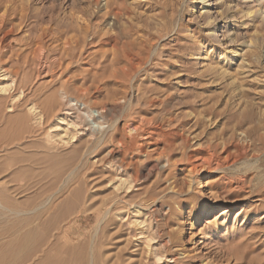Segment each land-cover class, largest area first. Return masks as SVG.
<instances>
[{"label":"rangeland","instance_id":"374dc122","mask_svg":"<svg viewBox=\"0 0 264 264\" xmlns=\"http://www.w3.org/2000/svg\"><path fill=\"white\" fill-rule=\"evenodd\" d=\"M106 1L0 0V25L2 23L0 33L3 32L2 35L0 34L2 37H0V51L3 57V59L2 57L0 59V64H3L4 68L16 75L17 85L22 87L24 91L18 97L14 93H12L14 95L12 98L10 97L11 94L0 96V196H2L0 197V211L4 212L7 209V204H4L5 199L25 200V204L21 207L22 214L12 215L11 213H6L5 216L2 215L0 217V235L6 230H10L14 234L12 236L2 237L0 239V247L7 244L10 239L14 243L16 240L15 237L23 234L24 236H20L21 242L23 245H26H24L26 248L32 247L29 249V253H33V247L36 246L37 240L44 233L45 235L54 233L60 236L64 230H67V233L73 239V243L77 240L78 242H88V248H86L88 254L92 253L97 255V257L106 254L105 257L112 264H136V261L139 264V260L141 261L140 264H159V262L160 264H164V262L165 264H171L172 262V264H183L185 262V259L183 260V257H181L183 254L192 256L199 252L204 253L207 249L208 251L213 249L218 250L220 238L227 237L229 244L237 239L243 241L242 245L246 243L245 247L241 246L237 250L238 254H243L240 264H264V208L258 207L253 211V207L256 205L259 206L260 204L258 194L254 191L249 195L244 194L245 196L240 197V200L225 203L222 201V196H220L222 194L215 193L218 187L222 188L224 186L217 180L220 172H213L208 169L201 170L198 174H195V178L199 179L198 187L196 184H192V188L188 187L190 188L188 189V180H186L188 177L185 176L187 174L185 172L186 163L181 160V141H173L174 148L169 151V156L172 161L166 167H160L164 163V159L162 156L157 155L154 150L157 146L160 150L164 146V143H154L155 141L147 142L148 148L147 146L146 148L148 150H146L147 154L146 152L144 153L145 155L136 152L137 155L135 152H130L129 149L124 150L120 146H116L110 154H107L106 151L110 148L111 142L107 141L97 147L88 141L87 136H84L77 140L75 146L59 147L61 149H55L56 152L55 150H51L52 152L50 151L48 153L50 158L54 157L51 159H47L44 156L47 155L46 152H37L34 147L30 146L35 143L37 145L40 144L39 146H44V142L40 140L41 135L37 136L36 139L38 141H31L32 138L30 136L32 130L31 128L29 129L30 131L27 130L32 126L25 128L27 123L32 125L28 116H26L27 114H25L26 106L30 101L33 100L38 104L43 103L44 105H39L46 108L45 104L49 100L51 103L61 100V105L55 107V109L57 108L56 112L63 111L66 107H71L70 99H68L70 96L81 97L79 92L77 95V92L73 89L78 86V88L80 87L87 91L86 98L84 99L83 97L81 100L84 99L86 103L92 102L90 104L92 105V109L98 108L103 103L106 104V102L110 106L116 105L118 112L116 113L117 115H114L113 120L114 118H119L120 128L129 127L131 129L135 126L129 117V112H134L133 110L136 108L135 86L141 82L142 86L159 88L161 83L166 81L164 80L166 77L163 71L168 67L171 71V66L177 67L178 65H181L177 67H180V70L178 69L179 71L175 75H172L173 78L170 80L172 83L177 82L179 86L181 85L176 93H186L190 103H194L192 106H183L181 104V108H183L178 109V113L184 116L189 113L188 111H207L209 108L208 100L210 99V102L213 101L212 99H218L221 106L226 100H230L232 103L230 101L228 102L233 105L235 103L233 96L237 98L238 96L244 95L241 98L238 97V99H240L239 102H242L243 105L246 104L245 111L249 113V123L247 125L252 127L253 125H257V123L259 124L262 120L261 112L264 108V0H172L173 2L169 0L172 3L167 2V0H120L121 4L126 6L125 10L128 13V19L127 17H123L124 19L120 18L122 20H119V22L118 20L112 19L109 15H104ZM160 2L161 4H159ZM180 5L181 8H179ZM170 13L173 16H170ZM177 13L181 14L178 15ZM169 19L173 20L170 21ZM175 20L181 23V29L178 31V35H175L173 32L164 33L165 30H163V33L156 37V32L161 28H165V22L170 21L172 24L170 25L168 23L170 29L174 26V23L176 25ZM107 21L113 22L109 27L118 33L117 50L115 51L117 60H114L113 56L111 58L109 47L107 46V48L106 45L104 46L101 43L103 36L102 30H104L103 26ZM128 24L132 25V28ZM150 26L152 27L150 28ZM188 27L194 31L191 32V30H188ZM42 28L50 29L53 36L55 35V41L49 39V37L45 38L46 43H44V47L46 45L47 47L43 50L48 55L46 59L48 67L45 69L47 71H43L44 73L42 72L38 75V72H36L38 62L36 58L31 57V52L37 46L34 36ZM157 28L159 29L157 30ZM131 29L134 32H131ZM137 30H140V33H137L140 36L136 34L139 36L138 38L137 36L134 37L135 31ZM141 30L143 33H141ZM98 31L100 32L98 33ZM189 32L194 33V36ZM131 33L134 38L132 36L130 38ZM176 36H179V40L177 43H172L175 42ZM66 40L70 43L68 50H65L62 46V42ZM184 42L186 43L185 45ZM200 43L205 48L199 51V57L196 55L194 57L191 55V52ZM178 44L181 47H178ZM162 48L163 51L161 50ZM105 49L107 52L104 55ZM234 50L237 51L236 56L232 54ZM26 54L29 56L25 58ZM124 54L132 57L131 62L127 61L128 59L126 58V60L124 59ZM137 56L139 57L137 58ZM176 57H178L179 62ZM55 59H58V61L55 62ZM110 59L113 61L110 62ZM142 59L145 60L143 61ZM208 63L213 65H211L210 70ZM223 68L227 69L228 72ZM158 80L160 82H157ZM74 91L75 93L72 95L71 92ZM199 92L201 93L199 96L204 100L205 106H202L203 104H197L199 98L197 95ZM63 96L64 98H61ZM218 97H221V100ZM81 107V110H87L85 105ZM201 107H205V109H201ZM153 112L148 110V115L146 114V116H151ZM223 116L226 115L222 113V120L225 118ZM83 118L85 122L91 123L90 125H92V122H96L89 114ZM25 120L27 121L26 124ZM99 124L104 126V130L107 129L106 126L108 123L100 121ZM43 128H46V125ZM199 130H202V128L200 127L196 131ZM261 132L264 133V129ZM97 134L96 136H100V133ZM117 136L120 137V135ZM117 136L116 138H118ZM199 143L202 146L206 144L205 141H192L194 148ZM89 144L91 145L89 146ZM91 146L96 147V149L94 148V150ZM150 148L153 152L150 151ZM90 149L94 151L91 152ZM121 158L123 159V163ZM52 159H54L53 163ZM124 161L130 164H126ZM109 163H113L114 166L121 165L122 168L126 169L129 176H137L139 180L136 182V185L128 192H123L122 190L115 191L110 181L115 178L116 173L119 174L122 172H120L121 169L115 172L114 169L107 166ZM47 165H49L48 168H46ZM56 169H60L61 171L59 170L58 173H55ZM67 173L70 176L68 178L70 179L69 183L66 181L68 177ZM20 178H22V181L19 184L15 181L13 182V180ZM59 186L60 189H58ZM164 193H167V195H164ZM215 194H217V198ZM46 199H48L47 202ZM67 201L71 204L68 212H66L64 205ZM104 201L105 204H103ZM108 205H110L109 213L103 218V210ZM155 207L156 209L153 215L155 217L157 215L159 216L153 219L149 213L152 210L151 208ZM62 208H64V211ZM206 208L215 209L212 215L213 217L206 219ZM125 211L129 212L128 216H130L131 220L138 219L140 221L142 219L141 221L147 224V227L149 226L148 230L152 228L155 221L160 222L161 217L166 215L167 212H170L166 227L172 233V238L175 243H170L169 246L172 248L165 253L162 259H152V257L147 255L146 247L143 245L142 240L144 235L140 233V226L128 225L125 221L119 220L116 214L118 212L126 213ZM135 211L139 213L137 214ZM54 214L56 217L55 220L58 221V219L61 220L62 218L57 224L55 223L56 221H53V224L49 220L54 219ZM194 214L199 217L195 222L193 219ZM60 215H63V217L60 218ZM126 216L124 214V217ZM57 217L59 218L57 219ZM51 223L52 226H48ZM55 225L58 226L56 230L53 229ZM221 225H225L227 231L222 229ZM126 226L129 228H126ZM251 226L255 227L253 228ZM42 227L47 228L45 230ZM231 228L232 230H230ZM29 231L34 232V234H31ZM248 232L250 234L252 233V237L248 235ZM139 234L142 238L139 237ZM25 239L27 241L30 239V241L26 242ZM243 239L247 242H244ZM203 241L205 244H201ZM30 242L31 244L29 245ZM234 245L235 242L233 245H229V247L231 246L233 248ZM229 247L227 248L231 250L232 248ZM228 249H224V251H228ZM138 254L141 255L139 256ZM233 262V260H230L227 264H233ZM220 263L226 264L222 260ZM26 264H29V262Z\"/></svg>","mask_w":264,"mask_h":264},{"label":"bare ground","instance_id":"6f19581e","mask_svg":"<svg viewBox=\"0 0 264 264\" xmlns=\"http://www.w3.org/2000/svg\"><path fill=\"white\" fill-rule=\"evenodd\" d=\"M167 2H170V1L167 0ZM172 2H170V3H172ZM159 4H161V2ZM125 7L126 6H124V5L121 4V1L120 0H107L105 2L104 15H109V16L112 17V19H114L116 21L118 20V22H119V20H122L120 18H123V17H127V19H128V13L125 10L126 9ZM177 7H178V4H177ZM179 8H181V5L179 6ZM179 10H181V9H179ZM174 11H176V10H174ZM177 14L180 15L181 13H177ZM169 15L170 16H173L172 13H170ZM178 15H176V16H178ZM163 17H164V15H163ZM157 19H158V17H157ZM166 19H167V17H166ZM176 19H177V17H176ZM172 20H170V21H172ZM158 21H159V19H158ZM170 21L167 22V23L166 22L164 23V25H165V28L164 29L161 28L160 30H158L159 28H157L158 31L156 32V34H157L156 37L160 36V34L163 33L162 32L163 30H165L164 33L173 32L175 35H178V31L181 29V23H180V21L177 22L175 20L176 21V25H175V23L173 21V23H174L173 25L174 26L169 29L170 25H172L170 23ZM112 24H113V22L111 23V21H107V22L104 23V26H103L104 30H102L103 31V36L101 38V43L104 46L106 45V47L107 46L109 47V50L111 51V53H110L111 58L113 56V59L114 60H117V57H115V51L117 50L118 33L115 32L113 29L112 30L110 29L109 26H111ZM1 25H2V23H1ZM128 25H129L130 28H132L131 27L132 25H130V24H128ZM151 27L152 26H150V28ZM103 28H101V29H103ZM137 28H138V26H137ZM0 30H1V28H0ZM188 30H191V28L188 27ZM100 31H98V33ZM139 31L140 30L135 31L136 33H135V36L134 37H136L137 35H139V34H137ZM155 31H156V29H155ZM193 31L191 30V32H193ZM196 31H197V29H196ZM127 32H129V31H127ZM131 32H134V31L132 30ZM191 32H189V33H191ZM141 33H143L142 30H141ZM0 34L2 35L3 32L0 33ZM125 34H126V32H125ZM154 35H155V33H154ZM192 35L194 36V33ZM192 35H190V36H192ZM54 36H53L52 32L50 31V29H47V28L40 29L38 31L37 35L34 36V38L36 40V43H37V46H35L36 48L34 47L35 49H33V51L31 52V57L36 58V60L38 62L37 63V66H36L37 67L36 68V70H37L36 72H38V75H40V73H42L43 71H47L45 69H46V67H48L47 62H46V59L48 58L47 57L48 55H47V52L45 50H43L45 47H47V45L44 47V45H45L44 43H46L45 38L46 37H49V39L55 41ZM131 36H132V33L130 35V38H131ZM139 36H137V38ZM148 36H149V32H148ZM128 37H127V39H128ZM141 37H143V36L141 35ZM192 39H194V38H192ZM178 40H179V36H176L175 37V40H174L175 42H172V43H177ZM190 40H191V37H190ZM139 41H137V42H139ZM180 42H182V41H180ZM36 43H34V44L36 45ZM182 43H180V44L182 45ZM145 44H147V43H145ZM185 44L186 43L184 42V45ZM181 45L179 46V44H178V47H181ZM184 45H182V46H184ZM62 46H63V48H65V50L66 49L68 50L70 48L69 41L66 40V41L62 42ZM146 46H148V45H146ZM126 48H127V46H126ZM204 48L205 47L202 46V43H200L199 45H197L196 49L191 52V55H193L194 57H195V55L198 56L200 54L199 51L204 50ZM161 50L163 51V48ZM106 52H107V50L105 49L104 55L106 54ZM101 54H102V52H101ZM168 54H169V52H168ZM171 54H174V53H171ZM232 54L234 56H236L237 55V51L234 50ZM80 55H81V53H80ZM201 55H203V54H201ZM27 56H29V55L26 54L25 55V58ZM123 56H124V59L126 58V59H128L127 61H130L131 62V58H132L131 56L129 57L126 54H124ZM1 57H2V53L0 51V59H1ZM121 57H122V55H121ZM138 57L139 56H137V58ZM134 58H136V57H134ZM177 58L178 57H176V59ZM2 59H3V57H2ZM118 60H120V59H118ZM54 61L56 62V61H58V59H55ZM106 61L108 62L107 59H106ZM111 61H113V60L110 59V62ZM122 61H123V59H122ZM177 61L179 62L178 59H177ZM0 62H1V60H0ZM132 64H134V63H132ZM211 65H212L211 63L208 65L209 66V70L211 69ZM160 66H161V64H160ZM178 66H181V65H178ZM171 67H172L171 71H170L169 67L166 70L163 71V73H164V75L166 77L164 80H166V81L165 82H162L161 81L162 82L161 83V86L159 87V85H158L159 88H155L154 86L153 87H151V86H142L141 85V82L138 83L137 86H135L136 87V96H135V98H136V104H135L136 108H135V110H133L134 112H129L130 114L128 113L129 114V117H130V121L132 122V124L135 125L131 129H129V127L120 128L119 127V118L118 119L117 118H114V120H113L114 115L118 112V108H117L116 105H111L110 106L106 102V104L103 103L102 106H100L98 108L92 109V105H90L92 102L90 101L91 103H86L84 101V99L86 98L87 91H85V89H82L80 87L78 88V86L76 87V84H75V87L76 88H73V89H75V91L77 92V95H78V92H79V94H80L81 97L79 98V96H74L73 94L75 93V91L74 92H71L73 96H70V98H68V99H70L71 107L70 106H69V108L66 107L63 111L56 112L57 111L56 110L57 108L55 109V107H57V106L59 107V105H61V100H57L54 103H51L50 100H49L48 103L45 104L46 108H44V107H42V106L39 105L41 103L38 104L37 102H35V101H33L31 99L32 101H30L27 104V106H26L27 108H26V113L25 114H27L26 116H28V118L31 121V124L32 125H29L30 123L28 124L27 121L25 120V124L26 123L28 124V125L27 124L25 125V128L27 126H32V127H29L28 130H27V131H30L29 130L30 128L32 130L31 131V136H30L32 138L31 141L32 142L33 141H38L36 138H37V136H40L41 135V139L40 140L44 142V144H43L44 146H39L40 144L37 145L36 143L35 144H31V145L29 144V145L31 147H34L37 152L38 151H40V152L41 151L46 152L47 155H44V156L47 157V159H48V158H50L48 156V153H50L51 150H55V149H57L59 147L62 148V147L75 146L76 145L75 143L77 142V140L78 139H81V137H84V136H87L88 139H89L88 141H90V143L92 145L97 146V147H98V145L103 144V143H105L107 141L108 142H111L110 143V145H111L110 148L108 149V151H106L107 154H110L112 152L113 148H115L116 146H120L124 150H128L129 149L130 152H135V153L137 152V153H141V154L143 153L142 155H145L144 153L146 152V150H148L147 149L148 148L147 142L150 143L151 141H155L154 143H156V142L157 143L158 142L164 143V146L160 150L157 148L158 146L155 147L154 150L157 153V155L162 156V158L164 159V163L162 165H160V167H166L172 161L170 159V156H169V151L173 150V148H174V142L173 141H181V160L185 161V163H186L185 164V167H186V171L185 172L187 174L185 176L188 177V179L186 178V180H188V183H187L188 186H187V188L188 187H191L192 184H194V185L196 184V186L198 187L199 179L195 178L194 175L195 174H198L201 170L208 169L209 171L220 172V174L217 176L218 177L217 180H219L218 182L219 183H222V185H224V186L222 188L221 187H218V190H216L215 193L218 192V193L222 194V195L218 194V195L222 196V201H224L225 203L231 202V201L232 202H235L237 200H240V197H242L244 194H248L249 195V194H251L252 192L255 191L258 194V196L260 197V204H259V206H257V205L254 206L253 207V211L255 209H257L258 207L264 208V133L261 132V130L264 129V108H263V111L261 112V114H262L261 115L262 116V120L260 121L259 124L257 123V125H253L252 127H250V126L247 125L249 123V113H247L245 111V107H246L245 105L246 104L243 105L242 102L241 103L239 102L240 99H238V97L241 98L244 95L238 96L237 98L235 96H233L235 98V99L233 98L234 101H235V103H233V105L231 104L232 102L230 100H228V101H230L231 103L226 100V102L223 103V105L221 106V103L218 102L219 101L218 99L217 100L216 99H212L213 101H211V102H210V100H211L210 99V100H208L209 101V105H208L209 108H208L207 111L199 112L197 110L199 108H197L196 110L198 112H190V111H188L189 113L183 116L182 114L178 113V111H177L178 109H182L183 108V107L181 108V104L183 106H189V105L192 106L194 103H192V102L190 103V101L187 98L188 96H187L186 93L184 94L182 92L183 95H181L182 93H179V92L176 93V91L179 89V87L181 85L179 86L177 82L176 83H172L170 79L173 78L172 75H175V73L180 70L179 69L180 67L179 68H177L176 66L175 67L171 66ZM151 68H154V67H151ZM223 69H225V68H223ZM10 70H11V68H10ZM225 70H227V69H225ZM227 72H228V70H227ZM220 74H222V73L220 72ZM148 78H149V76H148ZM159 80H161V79H159ZM159 80L157 82H160ZM16 81H17L16 80V75L13 74V73H11L8 69L4 68L3 64L2 65L0 64V96H7V95L11 94L10 97L12 98L14 95H16L18 97V95L20 96V94H23V92H24L23 91V88L20 87L19 85H17V82ZM211 82H212V80H211ZM204 83H205V81H204ZM200 84H201V82H200ZM236 88H238V87H236ZM186 90H188V89H186ZM232 90L234 91V89H232ZM238 90H239V88H238ZM202 92H204V91H202ZM12 93H14V95ZM63 93H66V92H63ZM60 94L62 95V93H60ZM233 94L235 95V93H233ZM237 94H236V96H237ZM199 95H201L200 92L198 93L197 97ZM207 95H209V94H207ZM207 95H206V97H207ZM65 97H66V95H65ZM83 97H84V99L81 100V98H83ZM61 98H64V96L61 97ZM218 98H220V100H221V97H218ZM57 99H59V98H57ZM91 99H89V100H91ZM34 100H35V98H34ZM87 102H89V101H87ZM197 104L198 105L203 104L202 106H205L204 105V100L201 98V96H199L198 103ZM83 105L86 106V109L87 110L83 111V110L80 109V107L81 106L83 107ZM98 106H99V104H98ZM202 108L205 109V107H201V109ZM201 109H199V110H201ZM148 110L154 111L152 113V115L149 116V117L146 116V114L148 115ZM80 113L83 114V117L89 114V116L92 117L93 120L95 119L96 122L95 121L94 122L89 121V122H92V125H90L91 123L89 124L88 122H85V119L82 117V114H80ZM222 113H224V115H226V116H223V117H225L224 120H222L223 118L221 117ZM122 115H123V113H122ZM29 120H28V122H29ZM97 121H99V122H97ZM100 121H102L104 123H108V125L106 126L107 129L105 128L106 130L103 129L104 126H102L101 124H99ZM22 124H24V123H22ZM44 125H46V128H43ZM200 127L202 128V130L196 131ZM102 129H103V131L101 132ZM97 133H100V136H96ZM97 135H99V134H97ZM117 135H120V137L117 136ZM116 136L118 138H116ZM33 138H34V140H33ZM192 141H197V142L198 141H205L206 144L204 146H202V144L199 143L194 148L193 147L194 145L192 144ZM91 144H89V146ZM146 146H147V148H146ZM103 147H104V145H103ZM61 148H59V149H61ZM92 148L93 149L94 148L96 149V147H92ZM152 149H153V147H152ZM152 149L150 151H152ZM94 150H91V152L94 151ZM55 152H56V150H55ZM87 152H88V150H87ZM146 154H147V152H146ZM51 158H54V157H51ZM128 158H129V156H128ZM53 160L54 159H52V163H53ZM92 162H93V160H92ZM114 162H115V160H114ZM124 162L126 163V161H124ZM50 163H51V160H50ZM122 163H123V159H122ZM126 164H130V163L127 162ZM49 165H47L46 168H48ZM107 166L110 167V168H112V169H114L115 172H118V170L121 169L120 172H122V173H119V174L116 173L115 178H113L110 181V184L112 185V188L115 191H117V192L119 190H122L123 192L124 191L125 192H128L129 190H131L136 185V182L139 180V178L137 176H129L127 174L126 169L122 168L121 165L114 166L113 163H109V164H107ZM110 168H109V170H111ZM59 170L60 169H56L55 173L56 172L58 173ZM69 173H67L68 174V177L66 179V181H68V183H69V180H70V179H68L70 177L69 176ZM142 180H143V178H142ZM14 181L19 184V182L22 181V178L13 180V182ZM107 181H108V179H107ZM64 183H65V180H64ZM107 183H109V182H107ZM18 184H16V185H18ZM58 189H60V186L58 187ZM188 189H190V188H188ZM61 190H62V187H61ZM168 190H169V188H168ZM164 195H167V193L166 194L164 193ZM212 196H214V195H212ZM215 196L217 198V194H215ZM0 197H2V196H0ZM147 197H148V195H147ZM7 198H9V197L7 196ZM145 198H146V196H145ZM12 199H10V200L9 199H5L6 201L4 202V204H7V207H6L7 209H6V211L4 210V212L3 211H0V217H2V215L5 216L6 213H11L12 215L13 214H22L21 207L25 204V200H22L21 201V200H12ZM103 199H105V197H103ZM47 200L48 199H46V202H47ZM119 200H120V198H119ZM0 201H1V199H0ZM105 201H104L103 204H105ZM146 201H147V198H146ZM72 202H74V201H72ZM152 204H153V202H152ZM64 205L66 207V212H68L70 210V208H71V204L67 201V202L64 203ZM109 206L110 205H108V207L105 206L106 208L103 210V218L106 217V215H108L109 208H110ZM152 207H153V205H152ZM64 208H62L63 211H64ZM151 209H150L151 212L149 214H151V216L153 217V219H156V217L159 216V215H157L155 217V215H153L154 214L153 212L155 211L156 207L155 208H151ZM214 210H215L214 208H208V209L206 208V212H205V214L207 215L206 219H209L210 217H213L212 215H213ZM115 212H117V211H115ZM135 212H137V211H135ZM138 213L139 212H137V214ZM26 214H28V213H26ZM64 214H65V212H64ZM124 214H126L127 216L124 217ZM128 214H129V212H126V213H121V212L119 213L118 212L116 215L119 217V220L125 221L128 225L129 224H131V225L133 224V225L140 226V229H141L140 233H142L144 235V237L142 238L140 236V234H139V237H141L142 240H143V245L146 247L147 255L150 256V257H152V259L153 258H155V259H162L165 256V253L169 249L172 248V247L170 248V246H169L170 243L174 242L173 241L174 239L172 238V233L168 230V227H166L167 220H168V217L170 215V212H167L166 215H164L163 217H161L160 222L155 221V223L152 225V228L150 230H148L149 226L147 227V224H144L143 221H141L142 219L140 221L138 219H137L138 221L137 220H131V218H130V216H128ZM58 215H59V212H58ZM63 215H60V218L63 217ZM58 218L59 217H57V219ZM198 218H199L198 215H195V214L193 215L194 222L197 221ZM55 219H56V217H55V214H54V219H49V220L52 223H53V221H56L55 222L56 224L58 223V221H61L62 220V218H61V220L58 219V221L55 220ZM25 223H22V224H25ZM52 223H51V225L49 224L48 226H52ZM217 223H218V221H217ZM149 224H150V222H149ZM44 225H45V222H44ZM170 225H171V222H170ZM22 226H25V225H22ZM36 227H37V225H36ZM214 227H215V224H214ZM251 227H253V226H251ZM46 228H43L42 227V229H45V230H46ZM56 228H58L57 225H55L53 229L56 230ZM126 228H129V227L126 226ZM221 228L222 229H225V225H221ZM232 228L230 230H232ZM16 229H18V228H16ZM11 230H13V229H11ZM210 230H212V229L210 228ZM225 230L227 231V228ZM173 231H175V230H173ZM240 231H241V229H240ZM240 231H239V233H240ZM29 232H31V234L32 233L34 234V232H32V231H29ZM204 234H205V232H204ZM251 234L248 232V235H251ZM12 235H14V234H12V232H10V230H6L5 232H3L2 235H0V239L2 237H8V236H12ZM22 235L20 234V235H18V237H15L16 238V240H15L16 243L14 242L15 244L12 243L11 242L12 240L10 239L9 242H7V244H4V245H2L0 247V264H26L28 262H29V264H112L111 262H109L110 260L107 259V257H105L106 254L104 256L103 255H99V257H97V255H94L92 253L91 254H88L87 253V249H86V248H88V242H86V241H83V242L79 241L78 242V240H77L76 242L73 243L72 242L73 239L67 233V230H64L63 233L60 234V236L57 235V234H54V233H52L51 235H47V234L45 235V233H44L42 235V237H40L39 240L36 239L37 242H36V246L33 247V251H34L33 253H29V249L32 248V247L26 248L25 247L26 245L24 244L25 245L24 246L23 243L21 242L20 236H22ZM220 235H218V236H220ZM135 236H136V234H135ZM245 236H246V234H245ZM29 237L31 238V236H29ZM243 237H244V235H243ZM251 237H252V235H251ZM256 237H257V235H256ZM138 239H140V238H138ZM232 239L234 240V238H232ZM114 240H115V238H114ZM29 241H30V239H29ZM29 241L26 240V242H29ZM207 241H205V242H207ZM214 241H215V239H214ZM232 242L233 243L235 242V245L233 246V248L230 246L232 248L231 250H229L227 247H229V245H231V244L233 245V243L229 244V240H228L227 237L226 238L221 237L220 238V243L218 244V248H219L218 250H214L213 249V250H209L208 251V249H207V251L204 252V253H200L199 252V253L194 254L192 256H188V255H184L183 254L184 256L183 255L181 256V257H183V260L185 259V262L183 261L184 262L183 264H222V263H220L221 260H222V262L223 261L226 262V264H227V262H230V260H233L234 261L233 264H240L241 259L243 258V254L242 253L238 254L237 253V250L241 246H244L245 247L246 246L245 245L246 243L244 245H242V242L243 241H241V239H237L236 241H232ZM244 242H247V241L244 240ZM249 242H250V240H249ZM203 243H204V241L201 242V244H203ZM30 244H31V242L29 243V245ZM251 244H253V243H251ZM206 246H204V247L207 248ZM244 247H242V248H244ZM222 248H224L226 250L228 249V251H224V249L222 250ZM226 252H227V254H226ZM104 253H106V252H104ZM104 253H102V254H104ZM139 256H138V258H139ZM113 257H114V255H113ZM178 258H179V256H178ZM144 262H145V260H144ZM140 263H141V261L139 260V264ZM136 264H137V261H136ZM159 264H160V262H159ZM164 264H165V262H164Z\"/></svg>","mask_w":264,"mask_h":264}]
</instances>
